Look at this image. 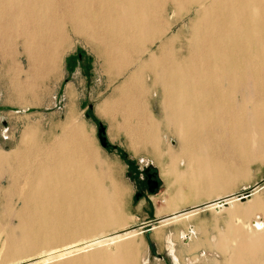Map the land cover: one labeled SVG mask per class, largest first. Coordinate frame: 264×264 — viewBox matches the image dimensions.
I'll use <instances>...</instances> for the list:
<instances>
[{"label": "bare ground", "instance_id": "bare-ground-1", "mask_svg": "<svg viewBox=\"0 0 264 264\" xmlns=\"http://www.w3.org/2000/svg\"><path fill=\"white\" fill-rule=\"evenodd\" d=\"M94 1L110 9L100 14L101 31L86 38L99 44L108 73L119 74L133 54L149 52L158 42L122 82L119 100L103 101L97 109L124 119L139 115L141 122L144 75L160 86L163 118L178 141L176 151H167L169 179L179 183L166 200L174 211L167 219L186 212L174 210L176 200L185 203L186 192L208 199L264 162V0H0V50L20 45L27 60L26 80L12 84L18 97L57 75L68 22L74 32L94 29L86 9ZM191 12L188 28L173 33L178 19ZM23 135L15 150L0 153V182L3 174L8 181L0 189V264H136L135 230L116 231L124 221L123 191L92 168L93 150L81 128L63 127L52 144L37 139L27 145L32 129ZM227 136L238 144L234 163L215 160L217 144ZM124 138L156 159L148 149L155 140L151 131L127 132ZM222 201L240 200L227 195L207 203ZM252 210L262 217L243 223L248 232L236 241L238 263L239 250L264 257V203L254 202Z\"/></svg>", "mask_w": 264, "mask_h": 264}, {"label": "rangeland", "instance_id": "rangeland-1", "mask_svg": "<svg viewBox=\"0 0 264 264\" xmlns=\"http://www.w3.org/2000/svg\"><path fill=\"white\" fill-rule=\"evenodd\" d=\"M69 7L68 5V10ZM86 9L90 10L89 23L94 29L74 32L72 24L68 22L65 25L66 36L57 60L55 73L57 75L52 76L54 78L51 77L49 82L47 80L43 85L36 87L33 93H24L18 97L13 91L14 80L20 82L26 80L23 72L27 70V60L21 46L12 47L10 51L0 50V153L8 154L15 150L20 145L23 133L28 129L34 130L35 136L27 138V145L37 139L52 144L62 136L63 127L75 126L77 129L80 127L93 150L90 159L86 157L84 162H88L89 159L92 168L102 179L112 178L116 186L123 191L120 213L124 221L122 228L116 231L125 228L135 230L132 238L137 245L136 264H262L264 257L259 252L251 255L246 250H239L241 263L235 261V255L238 251L236 241L240 233L248 232L243 223L260 221L262 217L259 212H253L252 209L254 202L264 203V162L255 163L243 175L234 177L231 186L224 192L220 191L218 195L212 193L215 191L213 186L212 195L208 199L198 196L195 192L193 194V191L187 193L182 186L186 192L185 203L176 200L177 208L174 210L186 212L167 219L174 211L167 207L166 200L170 194L171 196L174 194V188L179 184L169 179L165 167L168 164L167 151L169 148L176 151L178 141L170 135L163 118L160 86L152 85L151 76L144 73L140 102L146 109L145 117L149 118V115L154 117L151 122L155 126L153 130L155 140L148 149L153 148L156 159L146 154L144 150H135L124 138L127 132L152 131L144 126L139 127V115L138 118L135 115L124 119L120 113L111 112L105 115L97 109L103 101L113 103L119 100L122 82L148 57L150 51H155L158 42L151 46L149 52L144 50L139 53L140 55L133 54L122 72L110 74L103 68L99 44L86 38L90 32L97 34L101 31L100 14L110 8L101 7L98 1H94L87 5ZM192 17V12L182 15L172 26V32L175 33L180 28L185 31ZM74 62L75 70L70 68ZM79 62L82 69L78 71ZM10 66L12 69L8 71L7 68ZM141 76L143 78V74ZM134 98L132 96L131 99ZM122 107L126 105L122 104ZM115 108L116 106L112 107V110ZM136 109L137 105H133L135 112ZM98 123L105 128L108 143L106 147L99 143ZM252 132L249 131L248 135L257 145L258 141ZM235 136L232 140L227 136L226 139H222L225 142L222 140L218 142L214 153L217 158L215 160L236 162L238 144L233 142ZM148 163L152 164L151 169L159 185L154 193H149L145 184L140 182ZM6 180L7 175L3 174L0 189L2 187L5 190L8 187ZM108 184L106 181L104 185L107 187ZM246 192L250 195L248 200L245 199L243 202L222 201L219 206H208L207 203L217 197L243 195ZM10 195L12 196V193ZM192 208L196 209L191 210ZM111 231L113 232V230L109 232ZM151 244L154 245L153 250ZM107 249L114 250L112 245Z\"/></svg>", "mask_w": 264, "mask_h": 264}, {"label": "water", "instance_id": "water-1", "mask_svg": "<svg viewBox=\"0 0 264 264\" xmlns=\"http://www.w3.org/2000/svg\"><path fill=\"white\" fill-rule=\"evenodd\" d=\"M97 137H98L99 143H100V145L102 147L108 146L107 139H106V136H105V128H104V126L101 123H98ZM150 168H153V166H152L151 163H148L147 166L144 169V172L148 171ZM129 174H131V172H129ZM147 176H148L147 191L149 193H154L158 189V186H159L158 185V181L155 180V179H151L150 178L151 177L150 174H148ZM249 194H250L249 192H246L243 195H237V197H238V199L240 201H244L245 198L249 196ZM151 249L152 250L154 249V245L153 244H151ZM156 256L161 257V255H159V254H156Z\"/></svg>", "mask_w": 264, "mask_h": 264}, {"label": "crops", "instance_id": "crops-1", "mask_svg": "<svg viewBox=\"0 0 264 264\" xmlns=\"http://www.w3.org/2000/svg\"><path fill=\"white\" fill-rule=\"evenodd\" d=\"M81 58H78V60H80ZM82 63V62H81ZM75 65V62L74 63H72L71 64V66H70V68H72L73 70H75V68L73 67ZM82 64H80V62H79V65L77 66V68H78V71L79 70H81L82 68ZM154 119V117L152 116V115H149V118H147V117H145L141 122H142V124L144 125V127L145 128H147V129H152V131H151V133H153V130H154V124H152V122H151V120H153ZM139 120V119H138ZM140 121V120H139ZM140 122V123H141ZM147 122V123H146ZM139 123V124H140ZM150 124V126H149V124Z\"/></svg>", "mask_w": 264, "mask_h": 264}, {"label": "flooded vegetation", "instance_id": "flooded-vegetation-1", "mask_svg": "<svg viewBox=\"0 0 264 264\" xmlns=\"http://www.w3.org/2000/svg\"><path fill=\"white\" fill-rule=\"evenodd\" d=\"M148 174L151 175V179H155L156 180V176L153 173L152 169L150 168L148 171L144 172V175L142 176V178L140 179V182H143L145 184V187L147 189V180H148ZM145 177V178H144Z\"/></svg>", "mask_w": 264, "mask_h": 264}]
</instances>
